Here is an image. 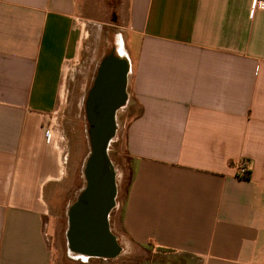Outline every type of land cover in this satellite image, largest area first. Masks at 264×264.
Listing matches in <instances>:
<instances>
[{
    "label": "crops",
    "instance_id": "obj_1",
    "mask_svg": "<svg viewBox=\"0 0 264 264\" xmlns=\"http://www.w3.org/2000/svg\"><path fill=\"white\" fill-rule=\"evenodd\" d=\"M92 5L0 0V264H53L46 197L68 170L53 112ZM116 10L128 47L94 66L110 54L128 65L114 122L130 174L109 231L122 246L196 264H264V9L119 0ZM241 160L246 178L236 175Z\"/></svg>",
    "mask_w": 264,
    "mask_h": 264
},
{
    "label": "rangeland",
    "instance_id": "obj_2",
    "mask_svg": "<svg viewBox=\"0 0 264 264\" xmlns=\"http://www.w3.org/2000/svg\"><path fill=\"white\" fill-rule=\"evenodd\" d=\"M118 1L91 0L93 5L85 13L95 21L92 20L82 28L80 51L75 60L65 63L62 71L63 82L60 86L62 116L59 129L63 152H67L65 166L68 170L64 171L55 194L46 197L45 204L46 233L52 245L53 264H196L198 261L195 258L162 252L149 246L142 248L134 244L122 246L119 241L121 250L115 257L85 256L86 258L82 259L77 258L68 244L67 211L82 190L80 163L89 149V139L86 137L84 124L80 121L82 93L88 84L90 73L100 59L106 53L117 49L118 44L124 48L128 47L126 34L116 27L120 25L116 10ZM123 149L122 133L118 128L109 141L107 156L114 169L116 187L121 189L122 196L130 174L128 158ZM69 168L73 170L71 174Z\"/></svg>",
    "mask_w": 264,
    "mask_h": 264
},
{
    "label": "water",
    "instance_id": "obj_3",
    "mask_svg": "<svg viewBox=\"0 0 264 264\" xmlns=\"http://www.w3.org/2000/svg\"><path fill=\"white\" fill-rule=\"evenodd\" d=\"M99 68L116 73L118 85H111L118 90L99 96L100 100L109 101L108 117L92 129L90 150L85 162L86 186L80 197L68 210L67 240L71 250L86 256L111 258L120 252L115 236L109 231L107 217L114 205L116 183L114 169L107 156V147L114 133L113 115L125 100V76L127 62L125 58L112 54L105 57ZM112 75V74H110ZM113 76V75H112Z\"/></svg>",
    "mask_w": 264,
    "mask_h": 264
},
{
    "label": "flooded vegetation",
    "instance_id": "obj_4",
    "mask_svg": "<svg viewBox=\"0 0 264 264\" xmlns=\"http://www.w3.org/2000/svg\"><path fill=\"white\" fill-rule=\"evenodd\" d=\"M112 74V75H110ZM119 77L116 73H110L107 71L101 70L99 67H96L93 69L92 73H90L88 84L84 89V92L82 93L81 97V117L80 121L84 124V130L86 137L89 139V149L90 150V137L92 134L93 127L97 124L96 122L103 123L107 117H108V109H109V101L106 99L100 100L99 96L101 95L103 98H105L103 95H107L109 93H112L110 90H114L113 93H115L114 96L117 95L118 90L111 87V85L116 84L118 85ZM58 117L60 118L62 115V111L60 112V109H58ZM117 108L114 111L113 115V124H114V131L115 129V122L114 117L116 113ZM114 134V133H113ZM109 145V144H108ZM108 150V147H107ZM87 155L83 158L82 162L80 163V172H81V184H84L83 188L86 186V176H85V162L87 159ZM82 188V189H83ZM82 190L79 191L77 194L75 200L72 204L76 202V200L79 199L80 193ZM71 204V205H72ZM70 205V206H71ZM69 206V208H70ZM68 208V210H69ZM68 213V211H67ZM109 215V213H108ZM91 257V256H88ZM93 257V256H92Z\"/></svg>",
    "mask_w": 264,
    "mask_h": 264
},
{
    "label": "built area",
    "instance_id": "obj_5",
    "mask_svg": "<svg viewBox=\"0 0 264 264\" xmlns=\"http://www.w3.org/2000/svg\"><path fill=\"white\" fill-rule=\"evenodd\" d=\"M256 8H261V9H264V0H251V9L252 11ZM59 110H55L53 112V116L56 117L57 113H58ZM52 130L50 127H47L45 130H44V135H45V139L46 141H49L51 138H52ZM249 174V165L246 161L244 160H241L237 166V169H236V175L238 177H241V178H246Z\"/></svg>",
    "mask_w": 264,
    "mask_h": 264
},
{
    "label": "bare ground",
    "instance_id": "obj_6",
    "mask_svg": "<svg viewBox=\"0 0 264 264\" xmlns=\"http://www.w3.org/2000/svg\"><path fill=\"white\" fill-rule=\"evenodd\" d=\"M120 42V41H119ZM118 47H117V50L119 51V53L120 54H123L124 53V51H123V49L121 48V45L120 44H118L117 45ZM121 175V174H120ZM119 175V176H120ZM120 178V177H119ZM114 180H115V173H114ZM116 183V182H115ZM120 183V182H119ZM123 245H124V242H123ZM76 256H77V258H82V259H85L86 257V255H83V254H81V253H77L76 254Z\"/></svg>",
    "mask_w": 264,
    "mask_h": 264
},
{
    "label": "trees",
    "instance_id": "obj_7",
    "mask_svg": "<svg viewBox=\"0 0 264 264\" xmlns=\"http://www.w3.org/2000/svg\"><path fill=\"white\" fill-rule=\"evenodd\" d=\"M129 179V178H128ZM128 181V180H127ZM126 185H127V182H126ZM150 248L152 247V248H155V247H153V246H149ZM156 250H159V251H164V252H171V253H175V252H173V251H171V250H167V249H162V248H155ZM175 254H178V253H175ZM178 255H181V254H178ZM182 256H185V255H182ZM185 264V263H184ZM186 264H188V263H186Z\"/></svg>",
    "mask_w": 264,
    "mask_h": 264
}]
</instances>
